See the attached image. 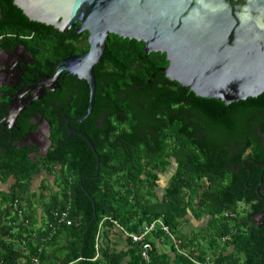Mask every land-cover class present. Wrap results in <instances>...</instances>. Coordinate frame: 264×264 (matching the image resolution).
<instances>
[{
    "label": "trees",
    "instance_id": "trees-1",
    "mask_svg": "<svg viewBox=\"0 0 264 264\" xmlns=\"http://www.w3.org/2000/svg\"><path fill=\"white\" fill-rule=\"evenodd\" d=\"M0 12V35L15 34L17 44L36 52L45 74L60 58L88 50L87 31L62 33L30 21L13 0H0ZM30 32L32 41H23L20 36ZM143 47L109 35L93 67L92 112L69 123L92 142L98 173L88 144L65 129L67 120L87 109L84 80L75 75L68 80L80 92L63 113L47 107L49 101L27 108L18 118L19 132L2 127L6 109L0 111V184L14 182L0 192V264H32V258L38 264H191L158 231L145 238L151 245L148 263L140 256L141 244L123 238L159 218L199 261L210 256L215 264H264V226L254 222L264 210V200L254 192L261 169L250 161L243 165L248 157L264 163V93L228 105L196 97L164 76V53L146 54ZM34 113L49 126L50 147L30 158L35 150L22 139L37 128L30 123ZM248 147L252 153L244 157ZM171 164L175 170L159 196V176ZM42 174L52 183L43 182L26 197L23 187L36 186ZM16 200L28 225L12 207ZM55 211H67L71 225H57ZM190 218L206 223L188 230ZM113 229L117 235L109 242L106 233ZM226 236L229 240L221 242Z\"/></svg>",
    "mask_w": 264,
    "mask_h": 264
},
{
    "label": "water",
    "instance_id": "water-1",
    "mask_svg": "<svg viewBox=\"0 0 264 264\" xmlns=\"http://www.w3.org/2000/svg\"><path fill=\"white\" fill-rule=\"evenodd\" d=\"M13 4L30 21L59 32L87 31L88 50L61 60L51 77L55 82L65 71L87 82L88 106L74 122L92 112L93 67L110 34L143 42L146 54L164 53L168 61L161 70L164 76L196 97L228 105L264 93V0H13ZM24 107L3 118L6 126H14ZM46 127L49 134L47 123ZM67 131L88 144L98 173L100 160L90 139L80 130ZM258 217L254 222L261 228L264 210Z\"/></svg>",
    "mask_w": 264,
    "mask_h": 264
},
{
    "label": "flooded vegetation",
    "instance_id": "flooded-vegetation-1",
    "mask_svg": "<svg viewBox=\"0 0 264 264\" xmlns=\"http://www.w3.org/2000/svg\"><path fill=\"white\" fill-rule=\"evenodd\" d=\"M33 35L34 34L30 32L21 35L20 37L23 41L25 40L31 42ZM15 39L16 35L12 33H2L0 35V111L2 109H6L5 116H7L13 112H16L25 104L24 109H22L21 114L18 116L19 118L24 112L27 111V108L32 109L35 103H45L46 101H49V103H47V107L50 105L55 106L58 111L63 113L66 110L65 106L68 107L71 104V102L79 94L80 90L78 86L68 83V80L73 74L64 71L61 73L59 79L55 82L51 80V77L56 66L61 60L75 55H67L66 57L60 58L58 63L55 65L53 72L51 74H45V70L42 69L43 67L39 66V60L35 55L36 52L33 53V51L28 49V47L17 44ZM40 59L42 60V58ZM50 66L52 67L53 64H50ZM77 80L82 79L77 78ZM39 115L40 114L38 113H34L30 119L31 124L37 125L36 130L26 133L22 139V145L25 144L35 150V152L30 154V158H34L36 155H45L50 147L46 122L44 120H40ZM18 118L15 121L13 127H8L5 123L2 125V127L11 131L12 133L14 130L19 132V129L17 128ZM72 121L73 120H67L65 122L66 130L67 128L71 130H77L69 127V123ZM262 138H264V135ZM10 139H15V136L10 134ZM251 148L252 147H248L245 150L244 157H247L252 153ZM248 161L254 163L256 168L261 169L255 184L254 192L259 198L264 200V168L262 167L264 163L256 162V160H253V158L248 157L245 159L243 165L247 166ZM172 164L163 173V177L161 175L159 176L158 188H164L172 176V172L175 170ZM247 169L250 170L248 167ZM38 178L43 181V179H45V175L42 174V176ZM39 179H37V181ZM162 183L164 184L163 186ZM246 187H248V185H246Z\"/></svg>",
    "mask_w": 264,
    "mask_h": 264
},
{
    "label": "built area",
    "instance_id": "built-area-1",
    "mask_svg": "<svg viewBox=\"0 0 264 264\" xmlns=\"http://www.w3.org/2000/svg\"><path fill=\"white\" fill-rule=\"evenodd\" d=\"M12 207L16 211L17 217L21 221H23L24 224L28 225L29 221L25 219L24 217V210L18 207L17 200L12 203ZM224 216L234 217V214L230 212H226ZM53 218L57 225H66V226L71 225V220L68 217L67 211H55L53 213ZM113 224L115 225L116 228H118V230L122 231V229L118 226L116 222H113ZM49 227L54 229L52 225H50ZM157 231L163 234L165 238L169 239L172 246L175 249V252L178 255H180L182 258L189 260L191 264H215L214 260L210 256L207 257L204 261H199L196 259V257H194L195 253L193 249L187 250V249L182 248L181 247L183 245L182 241L170 231L169 227L164 224L161 218L154 220L151 223L143 226L142 231L137 235H133V234H122V235H123V238H126V237L131 238L133 243L141 244L140 256L142 260L148 263L149 262V252L151 251V245L145 241V238L151 233H154ZM228 240L229 238L227 236L221 238V242L223 243L227 242ZM31 261H32V264H38L37 258H32Z\"/></svg>",
    "mask_w": 264,
    "mask_h": 264
},
{
    "label": "crops",
    "instance_id": "crops-1",
    "mask_svg": "<svg viewBox=\"0 0 264 264\" xmlns=\"http://www.w3.org/2000/svg\"><path fill=\"white\" fill-rule=\"evenodd\" d=\"M13 183L14 182H13L12 179H8V181H6L5 183L0 184V192H2V191L4 192L5 190H7L11 186V184H13ZM36 187L32 183L26 184L23 187V194L26 195V197H30L34 192H36V190H37ZM34 212H35V214L37 216V219L39 220L40 219V215H41V208H39V207L37 208V206H36V208H34ZM189 222L191 224L198 223V221L194 220L193 218H190ZM187 228H188V226H187ZM114 234L117 235L116 229H113L112 231H109V232L106 233V238L109 240V242L110 241L113 242L112 240L114 238L113 237ZM119 239H120V244H123L124 239L122 238V236ZM15 243L18 244L17 241H15Z\"/></svg>",
    "mask_w": 264,
    "mask_h": 264
},
{
    "label": "rangeland",
    "instance_id": "rangeland-1",
    "mask_svg": "<svg viewBox=\"0 0 264 264\" xmlns=\"http://www.w3.org/2000/svg\"><path fill=\"white\" fill-rule=\"evenodd\" d=\"M161 176L163 177V174H161ZM52 181V179L49 177V178H46V180H43V181H41V182H39L38 184H36V186H39V185H41L43 182H47V183H52L51 182ZM34 185V184H33ZM164 184L162 183V186H163ZM35 186V187H36ZM37 189V191L39 190L38 188H36ZM157 194H159V196L162 194V192H163V187H160V188H158L157 190ZM45 196H46V199H47V197H48V192H45V194H44ZM205 221H204V219H202V220H200V221H198V223H195V224H188V230L189 229H200L201 227H203L204 225H205Z\"/></svg>",
    "mask_w": 264,
    "mask_h": 264
}]
</instances>
